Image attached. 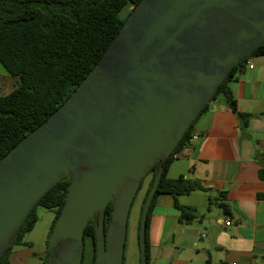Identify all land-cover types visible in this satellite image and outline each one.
Masks as SVG:
<instances>
[{
	"label": "water",
	"instance_id": "95a60500",
	"mask_svg": "<svg viewBox=\"0 0 264 264\" xmlns=\"http://www.w3.org/2000/svg\"><path fill=\"white\" fill-rule=\"evenodd\" d=\"M263 41L264 0H139L66 100L0 158V259L41 197L69 177L47 264L82 263L91 219L93 264H123L142 179ZM161 171L141 209L139 264L147 262V211Z\"/></svg>",
	"mask_w": 264,
	"mask_h": 264
},
{
	"label": "crops",
	"instance_id": "0c3cea01",
	"mask_svg": "<svg viewBox=\"0 0 264 264\" xmlns=\"http://www.w3.org/2000/svg\"><path fill=\"white\" fill-rule=\"evenodd\" d=\"M246 66L228 87L248 117L238 118L220 94L193 121L167 177L203 187L176 198L194 217L181 221L174 197L157 195L145 229L147 264H264V55ZM45 253L39 248L41 261ZM30 255L32 248L10 252L6 264H27Z\"/></svg>",
	"mask_w": 264,
	"mask_h": 264
},
{
	"label": "trees",
	"instance_id": "16d2710c",
	"mask_svg": "<svg viewBox=\"0 0 264 264\" xmlns=\"http://www.w3.org/2000/svg\"><path fill=\"white\" fill-rule=\"evenodd\" d=\"M138 2L139 0H0V64L18 79L16 87L10 93L0 96V158L66 100L100 59L129 14L120 19L119 13L126 6H131L132 10ZM256 55H264V41L231 69L211 98L213 100L218 95H223L232 112L241 120H246L248 115L237 112L228 83ZM207 107L208 104L202 112ZM191 126L167 160L158 161L147 172L151 177L140 205V214L154 174L162 167L160 181L148 207L146 228L150 209L157 195L169 194L176 200L180 195L203 188L199 182L182 176L174 179L167 177L170 163L190 138ZM260 176H264V167L260 170ZM69 182V177L63 178L36 205L54 209L55 218L50 229L64 204ZM175 207L180 211L181 221L193 219L192 209L179 205L177 200ZM111 209L112 203H109L105 209L104 229ZM33 211L34 208L25 219L13 245L20 242L24 233L33 228L36 221ZM138 226L139 220L137 235ZM94 234V222L91 219L84 229L83 239L93 240ZM10 251L11 248L4 252L0 264H6ZM47 259L46 245L42 264H47Z\"/></svg>",
	"mask_w": 264,
	"mask_h": 264
},
{
	"label": "rangeland",
	"instance_id": "374dc122",
	"mask_svg": "<svg viewBox=\"0 0 264 264\" xmlns=\"http://www.w3.org/2000/svg\"><path fill=\"white\" fill-rule=\"evenodd\" d=\"M131 10V6H126L125 9L119 13L120 19H124L125 16ZM18 79L11 76L6 69L0 64V96L7 95L17 85ZM151 175L146 174L141 181L140 189L137 191L133 202L130 207L128 221H127V232L126 241L124 248V259L123 264H138L137 263V223L140 217V205L148 187ZM36 221L33 228L24 233L20 242H16L11 247L10 252H16L21 250H27L32 248L35 255H30L27 264H42L43 260L39 259V248H45L49 234L51 232V225L55 218L54 209H48L43 206H35L33 211ZM30 244L32 247H30ZM93 240L86 238L84 240L85 248V261L84 264H90L91 248H93ZM45 254H43L44 258Z\"/></svg>",
	"mask_w": 264,
	"mask_h": 264
},
{
	"label": "flooded vegetation",
	"instance_id": "af4514ba",
	"mask_svg": "<svg viewBox=\"0 0 264 264\" xmlns=\"http://www.w3.org/2000/svg\"><path fill=\"white\" fill-rule=\"evenodd\" d=\"M94 245V243H93ZM94 258H95V248H91V255H90V264H93L94 262ZM84 261H85V248L83 249V257H82V263L81 264H84Z\"/></svg>",
	"mask_w": 264,
	"mask_h": 264
},
{
	"label": "built area",
	"instance_id": "2783aa9c",
	"mask_svg": "<svg viewBox=\"0 0 264 264\" xmlns=\"http://www.w3.org/2000/svg\"><path fill=\"white\" fill-rule=\"evenodd\" d=\"M245 68H251V66H245ZM226 225H229L230 224V221L226 222L225 223ZM227 264H236L235 262H229Z\"/></svg>",
	"mask_w": 264,
	"mask_h": 264
}]
</instances>
